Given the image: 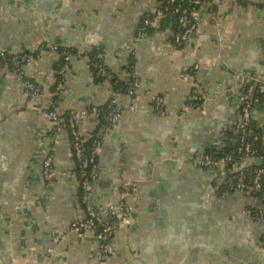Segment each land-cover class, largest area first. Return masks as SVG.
Returning <instances> with one entry per match:
<instances>
[{"label":"crops","instance_id":"0c3cea01","mask_svg":"<svg viewBox=\"0 0 264 264\" xmlns=\"http://www.w3.org/2000/svg\"><path fill=\"white\" fill-rule=\"evenodd\" d=\"M153 4L0 0V49L36 50L35 62L23 70L45 93L40 100L24 97L15 74H0V264H97L94 236L69 233L84 216L78 183L64 175L74 165L69 134H42L49 125L39 108L52 96L59 46L74 50L60 103L66 109L103 106L112 93L108 81L94 82L86 58L92 48L119 76L131 49L136 52L139 91L121 98L126 111L102 140L92 189L95 203L105 206L130 184L137 186L128 198L131 213L119 216L115 254L104 264H264V254L248 251L252 242L255 252L264 248L258 247V226L243 213L244 199L220 200L216 172L190 162L199 149L216 144L237 116L236 94L227 90L238 84L233 71L264 79V0H223L215 19L201 7L194 40L175 51L165 46L169 28L160 29V21L132 45ZM90 36L96 44L87 42ZM222 61L226 69H219ZM194 66L195 75L189 72ZM195 80L205 103L184 109ZM158 96L165 99V117L150 109ZM78 127L87 134L94 123L79 121ZM48 146L57 177L46 186L41 153Z\"/></svg>","mask_w":264,"mask_h":264},{"label":"built area","instance_id":"2783aa9c","mask_svg":"<svg viewBox=\"0 0 264 264\" xmlns=\"http://www.w3.org/2000/svg\"><path fill=\"white\" fill-rule=\"evenodd\" d=\"M222 1L154 0V4L144 10L141 24L136 27L132 37V45L146 38L148 35L146 29L154 26L153 22L175 16L179 31L167 30L165 46L173 51L181 49L191 43L196 36L202 21L200 8L205 6L210 18L215 19ZM130 48L131 46L128 50ZM134 50L131 49V52ZM86 58L88 62L90 60L88 54ZM35 59L36 50L13 52L0 49V74L5 72L15 74L21 82L23 96L40 100L44 99V90L40 84L27 77L23 70L26 64L35 62ZM70 59L71 53L67 50L62 51L61 66L56 71L59 78L54 80L52 96L45 99L39 108L44 121L49 125L42 134L49 137L53 133L63 131L69 134L74 165L64 175L68 179L77 181L79 203L84 213L81 219L70 224L69 233L82 238H88L92 234L97 241L96 262L104 264L115 254L114 233L119 216H128L131 213L132 207L128 203V198L136 193L137 186L135 183L130 184L127 189L119 192L115 202L105 206L98 205L92 200V189L100 170L98 152L102 140L112 126L120 121L126 109L124 110L121 102L123 95L114 88L120 76L116 74L118 78H114V71L106 65L102 51L92 59L94 69L92 75L108 81L113 87L112 93L103 105L105 107L88 104L81 108H64L60 103L68 83ZM193 69L197 67L194 66L189 72L195 75ZM233 74L237 77L238 84L230 86L227 90L236 94L237 116L229 127L219 133L216 143L219 150L226 148V152L214 155L204 153L202 148L191 157L190 162L195 168L215 171L217 184L221 182L226 184L227 190L232 193L216 191L220 200L226 199L230 194H239L243 197L245 201L243 213L261 228L258 233V243L264 246V79L252 72L242 70H234ZM139 87L140 77L135 71L127 83L125 96H132ZM202 94L201 81L195 80L184 109L189 110L192 108L190 106H196L200 101L204 104L205 99ZM129 109L133 110V105ZM150 109L160 117L169 114L163 97H155ZM184 109L182 108L181 112ZM79 121H93V131L82 134L78 127ZM87 142H90L89 148L85 145ZM43 151L41 177L47 186L57 177V171L54 168L55 157L49 146Z\"/></svg>","mask_w":264,"mask_h":264},{"label":"trees","instance_id":"16d2710c","mask_svg":"<svg viewBox=\"0 0 264 264\" xmlns=\"http://www.w3.org/2000/svg\"><path fill=\"white\" fill-rule=\"evenodd\" d=\"M162 25V26H161ZM163 25H164V27L165 28H169V29H171V31L172 32H178L179 31V28H178V24H177V19H176V17L175 16H172V17H166V18H163V19H161L160 20V29H162L163 28ZM155 29H153V27H151V28H147L146 29V32H147V34L150 32V31H154ZM194 40V39H193ZM192 40V41H193ZM184 46V45H183ZM182 46V47H183ZM59 49H57L58 50V53H59V55H62V51H65L66 49L65 48H63L62 46H59L58 47ZM8 51V50H7ZM67 51L68 52H70L71 54H73L74 53V50H70V49H67ZM98 52H101V50L100 49H98V48H92L91 50H90V52H88V56H89V58H90V60H88V64H89V66H90V70L93 72V64H92V59H93V57H94V55H96ZM132 54L133 55H131V54H129L128 55V57H127V61L125 62V65L124 66H122L123 67V74H122V76H120V78H118L117 77V75H116V73H114V78L116 79V78H118L117 80H116V86H114V88L115 89H117L125 98H128L129 100L130 99H133V97L137 94V92L139 91V88H137L135 91H134V93H133V95L132 96H125V90H126V88H127V83H128V81L131 79V77L133 76V74L135 73V70H134V68H133V62L135 61L134 60V58H133V56L134 57H136V52H132ZM61 58H62V56H61ZM60 62L58 63V66H57V70L60 68V66H61V60H59ZM56 70V71H57ZM116 76V77H115ZM55 78H59V75L58 74H55ZM93 78H94V82H102L103 81V79H99V78H95L94 76H93ZM52 88H53V86H52ZM51 92H53V89H51ZM202 103H201V101L200 102H198L197 104H196V106H190V107H192V108H196L197 106H200ZM188 105V104H187ZM185 106H186V103H185ZM105 106H101V108H104ZM113 127V126H112ZM86 147L87 148H89L90 147V142H87L86 144ZM202 151L204 152V153H208V154H214V155H220V154H222V153H225L226 152V148L225 149H223V150H219L218 149V145L217 144H213V145H208V146H206L205 148H203L202 149ZM201 170H204V171H211V170H207V169H201ZM225 182V181H224ZM215 183H216V181L214 182V185H213V188H214V190H215V193L217 194V192H226V191H228L227 190V186H226V184L225 183H223V182H221L217 187L215 186ZM217 191V192H216ZM229 192V191H228ZM229 193H232V192H229ZM217 196H218V194H217ZM234 196H240L239 194H236V195H233V194H230V195H228V197L226 198V201L227 200H230V199H233V198H235ZM240 197H242V196H240ZM243 198V197H242ZM257 225V224H256ZM258 226V225H257ZM258 229L259 230H261V228L258 226ZM259 242V241H258Z\"/></svg>","mask_w":264,"mask_h":264},{"label":"water","instance_id":"95a60500","mask_svg":"<svg viewBox=\"0 0 264 264\" xmlns=\"http://www.w3.org/2000/svg\"><path fill=\"white\" fill-rule=\"evenodd\" d=\"M97 38L96 37H94V36H90V37H87V42H90V43H94V44H96V42H97V40H96ZM219 69L221 68V69H226V65H225V63H223V61L222 62H220L219 63ZM193 156V155H192ZM246 162H248V161H246ZM245 162V163H246ZM92 200H93V198H92ZM231 244H233V243H231ZM230 244V245H231ZM254 245H253V242L251 243V245H249L248 246V251L249 252H252V253H254L255 255H257V256H260V255H262V254H264V250L263 251H254Z\"/></svg>","mask_w":264,"mask_h":264},{"label":"flooded vegetation","instance_id":"af4514ba","mask_svg":"<svg viewBox=\"0 0 264 264\" xmlns=\"http://www.w3.org/2000/svg\"><path fill=\"white\" fill-rule=\"evenodd\" d=\"M215 181L217 180V178L215 177V179H214ZM219 184V183H218ZM217 182H216V187H217ZM94 201V200H93ZM258 247L260 248V249H262V248H264V246H262L261 244H258Z\"/></svg>","mask_w":264,"mask_h":264},{"label":"rangeland","instance_id":"374dc122","mask_svg":"<svg viewBox=\"0 0 264 264\" xmlns=\"http://www.w3.org/2000/svg\"><path fill=\"white\" fill-rule=\"evenodd\" d=\"M216 177H217V174H216ZM216 184V183H215Z\"/></svg>","mask_w":264,"mask_h":264}]
</instances>
